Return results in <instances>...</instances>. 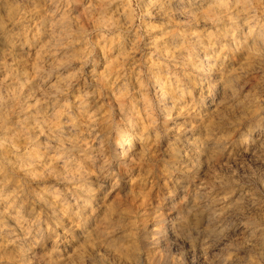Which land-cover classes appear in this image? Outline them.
Returning <instances> with one entry per match:
<instances>
[{
	"label": "clouds",
	"instance_id": "1",
	"mask_svg": "<svg viewBox=\"0 0 264 264\" xmlns=\"http://www.w3.org/2000/svg\"><path fill=\"white\" fill-rule=\"evenodd\" d=\"M0 264H264V0H0Z\"/></svg>",
	"mask_w": 264,
	"mask_h": 264
}]
</instances>
